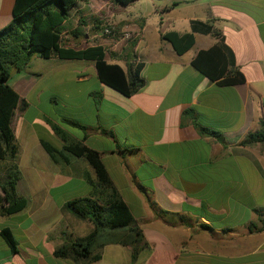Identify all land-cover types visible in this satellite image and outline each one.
<instances>
[{"label": "crops", "instance_id": "obj_1", "mask_svg": "<svg viewBox=\"0 0 264 264\" xmlns=\"http://www.w3.org/2000/svg\"><path fill=\"white\" fill-rule=\"evenodd\" d=\"M14 2L0 0V30L11 22ZM60 30L64 48L100 47L104 61L124 71L139 64L145 85L124 97L98 80L94 60L56 56L34 55L11 73L8 85L25 103L12 129L16 192L27 206L0 216V264H264V142L241 144L264 121V0H87L69 10ZM126 31L131 40L121 39ZM168 33L191 34L194 44L178 55L162 38ZM213 47L243 84L220 87L191 66ZM188 110L219 136H201L182 117ZM41 141L57 150L81 142L100 154L147 244L134 261L131 248L117 242L122 231L101 232L96 260L54 255L94 229L64 205L101 192L85 160L54 163Z\"/></svg>", "mask_w": 264, "mask_h": 264}, {"label": "trees", "instance_id": "obj_2", "mask_svg": "<svg viewBox=\"0 0 264 264\" xmlns=\"http://www.w3.org/2000/svg\"><path fill=\"white\" fill-rule=\"evenodd\" d=\"M134 1L136 0H113L122 6ZM81 2L87 0H15L12 20L0 30V161H7V164L0 168V216L17 214L27 206V200L16 192L20 180L17 165L19 149L12 129L15 111L17 108L25 107V103L8 85L11 70L22 71L34 55L45 59L56 56L68 60H94L98 80L124 97H131L145 85L140 76L139 64H128L124 71L118 65L107 64L100 47L84 51L62 47L60 26L67 20L69 10ZM213 34L219 37L217 32L214 31ZM162 38L172 45L178 55L186 53L194 44V37L191 34L168 33ZM220 51L219 47H213L198 53L191 66L220 87L243 84L242 74L236 69L228 68L226 58ZM182 117L190 118L201 136H219L217 132L202 127L196 121L192 110L185 111ZM64 122L86 130V127L76 122L69 120ZM48 124L64 141L63 131L55 124L50 122ZM260 142H264V121L257 131L246 135L241 144ZM41 145L54 163L67 161L69 156L85 160L95 175L96 181L93 186L101 192L100 197L77 198L64 205L65 210L78 219L90 222L94 229L85 238L57 248L54 255L75 261L96 260L98 256H92V247L101 232L115 236L114 232L122 231L118 234L117 242L131 248V259L134 261L147 244L128 206L113 185L100 154L81 142L67 143L62 150H57L44 141H41ZM1 236L11 252L16 253L17 243L10 231L2 230Z\"/></svg>", "mask_w": 264, "mask_h": 264}, {"label": "built area", "instance_id": "obj_3", "mask_svg": "<svg viewBox=\"0 0 264 264\" xmlns=\"http://www.w3.org/2000/svg\"><path fill=\"white\" fill-rule=\"evenodd\" d=\"M102 33L104 35H106V36L111 37L114 34V31L111 28H104ZM133 37L134 36H133V34L131 32L126 31V32H124L122 34V38L121 39L124 40V41H128V40H131Z\"/></svg>", "mask_w": 264, "mask_h": 264}, {"label": "rangeland", "instance_id": "obj_4", "mask_svg": "<svg viewBox=\"0 0 264 264\" xmlns=\"http://www.w3.org/2000/svg\"><path fill=\"white\" fill-rule=\"evenodd\" d=\"M12 72H14L13 70H11V73ZM9 82V81H8ZM65 134V133H64ZM72 141H74V140H72ZM69 158L71 159V160H83V159H79V158H75V157H72V156H69ZM7 164V161H0V168H3L5 165ZM50 172H51V170H50Z\"/></svg>", "mask_w": 264, "mask_h": 264}]
</instances>
